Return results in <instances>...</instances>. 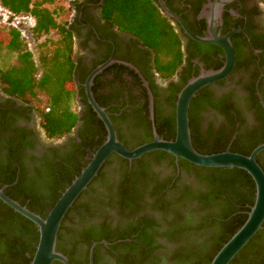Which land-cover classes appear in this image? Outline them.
I'll list each match as a JSON object with an SVG mask.
<instances>
[{"label":"flooded vegetation","instance_id":"flooded-vegetation-1","mask_svg":"<svg viewBox=\"0 0 264 264\" xmlns=\"http://www.w3.org/2000/svg\"><path fill=\"white\" fill-rule=\"evenodd\" d=\"M153 1L157 7L158 0ZM162 1L193 35L203 38L209 36L212 29L229 36L234 51L231 73L200 89L190 102L194 147L208 152L227 144L224 149L229 151L234 142L244 146L249 141H263L264 0ZM221 1L225 4L216 16ZM72 10L73 61L78 76L86 80L99 65L113 60L95 77L92 92L95 101L104 106L100 107L108 114L120 142L126 148H135L139 142L134 140L141 137L153 140V126L161 138H174L179 92L201 72L220 69L226 61L223 49L194 40L177 22L167 18L178 36L181 55L174 73L163 77V70H171L170 60L158 58L134 34L121 31L104 19L102 0H81V5ZM77 90L80 91V87ZM76 102L79 120L72 131L61 138L48 139L41 129L36 107L19 99L10 100L0 90V142L1 139L9 142L8 148L0 146V169L2 167L6 176L18 174L23 185L32 187L42 181L43 174L57 168L62 158L76 150L84 153L82 163L90 158L101 136H95L97 126L90 119L91 112L102 121L86 96L78 94ZM129 141L132 144L129 145ZM154 152L157 153L144 161V155L126 160L121 167L112 159L104 170L109 179L107 188H95L92 195L98 199L90 204L89 210L80 205L70 214L62 230V248L70 251L73 264H89L90 249L96 243L93 264H115L123 254V250L115 248L124 246L107 242V238L123 234L129 225L143 227L154 223L171 189L198 188L191 167L183 169L181 159L176 160L161 153L163 151ZM258 158L264 167V153ZM157 191L163 193L161 197L155 194ZM15 194H23L22 188L18 187ZM46 197H42V205L48 200ZM119 200L126 203L124 215L119 212ZM40 203L37 209L43 215L49 208ZM102 241L108 244H101ZM2 258L0 264H10Z\"/></svg>","mask_w":264,"mask_h":264},{"label":"trees","instance_id":"trees-1","mask_svg":"<svg viewBox=\"0 0 264 264\" xmlns=\"http://www.w3.org/2000/svg\"><path fill=\"white\" fill-rule=\"evenodd\" d=\"M52 1L0 0V6L11 14L29 15L34 19L30 35L35 45L33 53L19 30L7 27L2 31L0 28V61L4 52L15 56L12 64L0 68V90L10 100L19 99L24 104L36 107L40 115L41 129L48 139L61 138L72 131L79 120L80 112L76 97L80 94L85 98L82 86L85 77L78 76L77 65L73 61V26L69 20H60L68 10L80 6L81 0H69L70 6L67 10L64 7L53 10L45 7V4ZM102 3L103 18L117 29L134 34L143 45L150 47L158 58L169 59L171 70L166 68L161 75H172L180 62L177 64L181 55L180 43L169 20L161 14L154 1L102 0ZM172 44L174 47H171ZM77 87H80V91ZM90 119L94 126H97L95 136L101 135L98 138L99 143L90 154L91 158L104 142L106 132L103 124L92 112ZM173 126L172 136L175 137L176 123ZM189 128L194 147L193 126L190 120ZM118 140L120 141L119 138ZM151 140L152 138L146 140L141 137L134 141L139 142L140 146ZM128 143L132 144L130 141ZM262 143L264 140H253L240 146L239 142H234L230 144L229 151L249 155ZM0 146L8 148L9 142L1 139ZM225 146L227 144L220 145L217 151L208 152L194 148L203 154H213L227 151ZM87 148L85 146V149ZM154 153L157 152L144 155L142 161ZM83 156L84 153L79 149L62 158L57 168L43 174L42 181L32 184V187L23 185L18 174L6 176L1 167L0 188L9 198L45 218L64 190L89 162L90 158L82 163ZM112 159L116 160L120 167L127 163L125 159L112 155L88 189L70 208L59 229L56 251L65 255L71 264L73 263L70 251L62 248L64 223L80 205L89 210L90 204L98 199L92 195L95 188H107L109 179L104 170ZM179 163L183 169L191 167L199 184L198 188L171 189V193L164 200V207L158 209L160 217L154 223L143 227L129 225L123 234L107 238V242H117V246H124L115 248L118 251L123 250L115 264H210L216 253L245 222L255 198V184L245 171L235 168H202L182 159ZM262 169L264 170V167ZM18 187L22 188L23 194L16 196L15 190ZM155 194L161 197L163 193L157 191ZM46 195L48 200L44 205L49 209L42 215L38 212L37 205ZM117 205L120 214L124 215L126 203L119 200ZM146 229L150 232H146ZM38 239L37 226L0 201V258L3 256L2 259L10 264H30ZM156 240L160 242L157 243ZM230 264H264V223L261 230Z\"/></svg>","mask_w":264,"mask_h":264},{"label":"water","instance_id":"water-1","mask_svg":"<svg viewBox=\"0 0 264 264\" xmlns=\"http://www.w3.org/2000/svg\"><path fill=\"white\" fill-rule=\"evenodd\" d=\"M224 4L225 2L223 1L218 3V12L216 16L220 15L221 8ZM157 8L164 17L177 22L184 32L194 40L205 44H215L221 47L225 53L226 61L218 70L201 72L200 75L189 80L179 92L175 110L176 134L173 140H165L158 136L153 126V140L137 146L132 150H128L118 140L116 131L108 114L105 109L100 107L95 101L92 92L95 77L113 63V60L110 59L99 65L87 76L83 84L87 102L92 107L97 117L102 121L106 130L104 142L91 156L87 165L64 190L45 218L29 211L25 206L9 198L4 193V190L0 188V201L37 226L39 239L30 264H53L54 262L71 264L65 255L56 251L59 229L70 208L81 194L87 190L104 164L114 154L125 160L132 161L154 151H163L176 158V160L183 159L198 167L240 169L245 171L252 178L255 184V198L252 207L247 213L246 220L216 253L210 264H230L262 228L264 223V170L257 162V156L264 151V143L254 148L249 155H243L228 150L213 154H203L198 152L191 142L189 106L192 98L195 97L196 93L203 87L226 78L234 67L235 56L229 36H222L211 29L209 36L203 38L197 37L188 30L179 16L172 13L166 7L162 0H158ZM151 120L153 121L152 112ZM100 243L104 245L108 244L106 241ZM96 245L97 243L90 249L89 264H93V250Z\"/></svg>","mask_w":264,"mask_h":264},{"label":"rangeland","instance_id":"rangeland-1","mask_svg":"<svg viewBox=\"0 0 264 264\" xmlns=\"http://www.w3.org/2000/svg\"><path fill=\"white\" fill-rule=\"evenodd\" d=\"M33 1H37V0H33ZM69 6H70L69 0H53L52 2L45 4V7H48L50 10H53L54 8H57V7H64L67 10L69 8ZM72 14H73V10L70 9V10H68V12L64 13L60 17V20H69L70 21ZM5 18H6L5 12L0 9V26L2 27V31L7 29L5 26H2ZM17 21L20 22L25 28H27L33 24V20L30 18L19 17L17 19ZM24 39H25V41L28 42L30 48L35 53V48L32 45L30 36L25 34ZM171 47H174V44H172ZM14 60H15L14 54L9 53V52H4L2 60L0 61V65H1L0 68H3L4 65L12 64L14 62Z\"/></svg>","mask_w":264,"mask_h":264},{"label":"built area","instance_id":"built-area-1","mask_svg":"<svg viewBox=\"0 0 264 264\" xmlns=\"http://www.w3.org/2000/svg\"><path fill=\"white\" fill-rule=\"evenodd\" d=\"M0 9L3 10L5 12V14H6V18H5L2 26H5L6 28L7 27L16 28L17 30H19V32H20V34H21L23 39H24V35L27 34L28 36H30L32 45L35 48L34 42H33L32 37L30 35V30L34 26V19L31 16H29V15H19V16L13 15L10 12H8L6 9L2 8L1 6H0ZM19 17H21V18H23V17L24 18H30V19L33 20V24L31 26L25 28L20 22L17 21V19ZM0 28H2V27L0 26ZM25 42H26L27 47L29 48V50H31V52H33V50L30 48L28 42L27 41H25Z\"/></svg>","mask_w":264,"mask_h":264}]
</instances>
